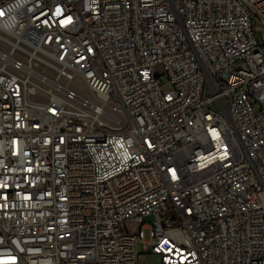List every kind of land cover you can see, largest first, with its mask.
<instances>
[{
    "label": "built area",
    "instance_id": "1",
    "mask_svg": "<svg viewBox=\"0 0 264 264\" xmlns=\"http://www.w3.org/2000/svg\"><path fill=\"white\" fill-rule=\"evenodd\" d=\"M0 44V264H264V0H0Z\"/></svg>",
    "mask_w": 264,
    "mask_h": 264
},
{
    "label": "rangeland",
    "instance_id": "2",
    "mask_svg": "<svg viewBox=\"0 0 264 264\" xmlns=\"http://www.w3.org/2000/svg\"><path fill=\"white\" fill-rule=\"evenodd\" d=\"M0 47L5 49V50H10L9 46H6L4 44H0ZM45 71L46 76L51 78L52 80H55L57 73L51 69H46L44 67H42L39 71ZM154 72L156 74H158L160 76V79L162 80L163 83H165V85L163 86V89L166 90L169 88V86L166 84L167 83V79L164 76V69L163 66L161 65H157L154 67ZM33 83H35V80L30 79V84L29 86H32ZM60 84L64 85L66 84L64 81L60 82ZM42 88H44L48 94H46L45 96H42L41 94H43L44 92H42L41 90H38L39 94L38 96H35L32 98L33 102H42L45 103L49 100V97L51 95H56V96H60L63 97L61 94H58L56 91L54 90H49V88L45 87V86H41ZM69 89H71L72 91H74L77 95H79L82 98H85L95 104H100L98 101V98L89 90V88L87 87V85H85V83L81 82L80 80L76 79L74 80L72 83H70L69 85ZM118 104H115L113 102L110 103L109 106H106V110L108 112H110L111 114L114 115H118ZM155 221V217L154 216H150V217H141L139 219V222H137L131 229V232H137L139 231V229L141 228L142 224H147V223H153ZM141 263L142 264H160L157 261V258L155 256L152 255H146V256H142L141 259Z\"/></svg>",
    "mask_w": 264,
    "mask_h": 264
}]
</instances>
